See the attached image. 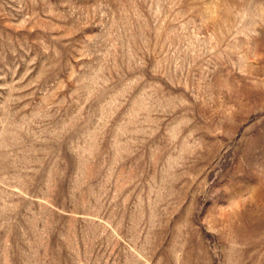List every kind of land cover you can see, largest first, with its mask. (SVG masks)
<instances>
[{
  "label": "rangeland",
  "instance_id": "1",
  "mask_svg": "<svg viewBox=\"0 0 264 264\" xmlns=\"http://www.w3.org/2000/svg\"><path fill=\"white\" fill-rule=\"evenodd\" d=\"M0 264H264V0H0Z\"/></svg>",
  "mask_w": 264,
  "mask_h": 264
}]
</instances>
